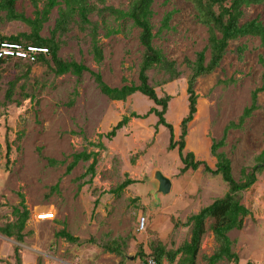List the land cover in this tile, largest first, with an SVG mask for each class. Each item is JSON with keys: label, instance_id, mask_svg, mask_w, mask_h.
Listing matches in <instances>:
<instances>
[{"label": "rangeland", "instance_id": "obj_1", "mask_svg": "<svg viewBox=\"0 0 264 264\" xmlns=\"http://www.w3.org/2000/svg\"><path fill=\"white\" fill-rule=\"evenodd\" d=\"M38 1L42 10L47 0ZM130 3V0H105L103 5L96 4L100 9L127 11ZM17 11L35 18L32 0H19ZM153 12L154 46L176 62L181 75L172 82H167V76L159 70L148 75L160 98H172L166 119L173 125L178 141L181 122L189 111L187 88L191 70L185 60L195 61L196 55L206 49L209 34L197 22L192 0H156ZM168 15L171 16L168 28L163 29ZM58 18L59 8H55L44 25L42 37H51ZM253 19L264 24V4L245 9L243 22ZM90 20L101 25L103 61L94 60L88 31L74 23L65 35L57 38L61 46L58 56L101 74L111 88L138 85L144 54L140 30L131 21H117L113 16L102 18L95 13ZM105 23L119 33L106 37ZM30 33L28 25L9 22L6 13H0V37ZM241 47L245 49L242 55L238 52ZM206 56L208 59L209 51ZM261 57L264 47L258 38L230 42L218 69L196 83L197 113L189 124L186 152L194 153L213 169L216 159L211 155L212 142L222 139L230 123H238L252 106L254 93L261 88ZM46 58L52 65L50 56ZM4 60L0 65V229L17 221L14 210L20 205L19 194L24 195L30 218L22 243L0 231V264H17L16 248L21 264H146L149 257L142 259L139 252L143 249L149 255L153 242L162 241L173 251L190 242L192 228L181 224L226 195L228 186L222 178L202 169L181 174L183 164L178 150L168 149L170 132L163 126L156 132L158 118L154 115L146 120L131 119L112 141L100 139L124 117L132 113L145 115L156 107L153 102L140 93L125 102L111 101L88 72L80 77L56 76L43 62ZM13 83V98L8 101ZM263 150L264 92H260L252 115L242 128L228 132L226 146L219 152L230 159L234 179L240 181L243 169L253 167ZM83 152L98 154L91 183H87L91 175H84L93 159L80 162L66 175L73 155ZM157 170L172 181L170 194L159 196L158 202L153 196L157 189L153 174ZM126 179L136 183L120 196L110 193ZM55 186L59 189L54 192ZM242 204L251 215L245 219L242 230L232 231L233 247L240 264H264V173L243 193ZM44 212H52L56 217L39 220L38 216ZM143 218L146 225L142 231ZM212 224L213 220L206 223L196 264H208L207 258L219 247ZM62 230L79 241L72 243L58 238ZM121 240L126 242L125 258L105 250L115 241L122 245ZM180 259L174 264H182ZM218 264L235 263L224 260Z\"/></svg>", "mask_w": 264, "mask_h": 264}, {"label": "trees", "instance_id": "obj_2", "mask_svg": "<svg viewBox=\"0 0 264 264\" xmlns=\"http://www.w3.org/2000/svg\"><path fill=\"white\" fill-rule=\"evenodd\" d=\"M47 0L44 8L39 9V1L32 0V5L35 8V18L31 19L23 13L17 11L19 0H0V13H6V19L9 22L18 21L28 25L31 28L30 34H20L16 37L9 38L0 37V42L7 41L11 43L22 44L24 46H36L49 50V56L52 65L47 60L46 56H40L37 62H43L49 65L50 70L56 76H63L66 74H73L75 76H82L88 72L94 78L99 90L103 95L108 97L111 101L125 102L128 98L135 94H142L154 103L156 107L151 108L145 115H138L132 113L129 117H124L113 129L101 135L100 139L106 138L112 141L117 137L119 131L127 127L131 119L146 120L154 115L158 118L156 124V132L158 128L163 126L170 132L169 147L170 151L178 150L180 160L183 164L181 174L189 171L203 170L204 173L210 174L214 177L220 176L224 183L228 186V192L220 199L214 201L211 205L201 209L199 213L189 217L183 227H191V240L184 243L179 249L173 251L168 250L162 241H155L150 246V254L147 255L144 250H140L139 257L142 259H153L157 264H174L180 257L182 264H196V259L200 250L201 242L206 234V223L208 220H213L211 230L214 235L215 241L219 247L213 256L207 258L208 264H218L224 260L240 264L239 256L233 252L234 242L229 238V233L234 230H242L244 227L245 219L251 215V212L242 204L243 193L251 189L258 177L264 173V150L258 156L255 164L251 168H245L242 171V178L236 181L233 176V169L230 159L223 152H219L226 146V139L228 132L233 129H239L244 126L247 119L252 115L256 109L258 93L264 92V57L260 58L262 66L261 88L253 95L252 106L245 110L243 116L239 119L238 123H230L225 131L222 139L213 141L211 146V155L216 159L215 168H211L205 161L198 160L194 153L186 152V138L188 136L189 124L194 120L197 113L198 95L195 87L197 81L207 75L215 72L220 66L230 42L239 39L251 37L258 38L261 46L264 47V24L259 19H253L243 22L244 11L246 8L252 6H259L264 4V0H192L197 22L207 28L209 38L206 49L196 55L194 62L185 60V64L191 70L188 79V102L189 111L188 115L181 122V135L179 140H176L175 129L170 124L166 115L171 101L170 96L160 98L154 87L150 84L149 72L152 70H159L167 76V82H172L178 79L181 73L177 69L175 61L169 60L160 49L154 46V28L152 25V18L154 16L153 5L156 0H130V6L127 11H121L112 7L100 9L98 4H104L105 0ZM55 8H59V18L56 21L55 28L51 32V37L44 38L41 36L44 25L49 21L50 14ZM97 13L104 18L106 15L113 16L117 21L129 20L133 26L140 30L139 41L144 49V54L139 70V84L124 85L120 88H111L103 80L99 73L91 72L83 64L75 61H64L58 54L60 51V43L58 36L65 35L70 27L74 24L80 26L83 31H88L91 39V53L97 63H101L104 59L103 49L100 42V29L101 25L98 22L90 20V16ZM76 18L79 20L76 21ZM171 16L168 15L163 21L162 28H168ZM106 29V37H111L119 33L118 30L104 24ZM209 51V58L207 59L206 53ZM240 55L245 52L244 47L238 49ZM3 60L0 65L4 62ZM1 79V75H0ZM15 84L7 94V100L12 101L13 89ZM160 108V109H158ZM103 148L102 145H98ZM11 154L10 146L7 147V160ZM98 154H88L87 152L74 154L72 162L68 165L66 175H70L80 162H88L93 159L92 165L89 167L88 172L84 175H91V179L87 183H91L96 173ZM49 163L54 161L48 160ZM136 182L131 179H126L117 188L110 193L120 196L126 189L134 185ZM59 186L52 188V191H58ZM81 189V188H80ZM20 205L19 208L14 210L17 221L8 224L1 228V233L8 238H15L17 242H23L25 235L24 231L27 222L30 218V211L26 205V200L23 194H19ZM98 202H96V206ZM177 228V226H176ZM58 238L65 239L72 243H77L78 238L73 237L66 230H62L57 234ZM113 242L105 248L108 253L116 254L125 258L126 252L125 240ZM16 262L21 264L19 256V249L15 250ZM147 259V260H148ZM120 264H123L121 262Z\"/></svg>", "mask_w": 264, "mask_h": 264}, {"label": "built area", "instance_id": "obj_3", "mask_svg": "<svg viewBox=\"0 0 264 264\" xmlns=\"http://www.w3.org/2000/svg\"><path fill=\"white\" fill-rule=\"evenodd\" d=\"M49 50L46 48L35 47V46H23L17 43L11 42H1L0 43V60L13 58L16 60L27 61L31 63L37 62L40 56H47ZM39 220H53L55 214L52 212H44L39 215ZM146 225V220L143 218L140 220V230H144ZM146 264H156L154 260H149Z\"/></svg>", "mask_w": 264, "mask_h": 264}, {"label": "water", "instance_id": "obj_4", "mask_svg": "<svg viewBox=\"0 0 264 264\" xmlns=\"http://www.w3.org/2000/svg\"><path fill=\"white\" fill-rule=\"evenodd\" d=\"M153 181L157 184V189L153 192V196L158 202L159 196H166L170 194L172 190V181L165 177L159 170L154 172Z\"/></svg>", "mask_w": 264, "mask_h": 264}, {"label": "crops", "instance_id": "obj_5", "mask_svg": "<svg viewBox=\"0 0 264 264\" xmlns=\"http://www.w3.org/2000/svg\"><path fill=\"white\" fill-rule=\"evenodd\" d=\"M55 217H56V215H55ZM38 221V220H37ZM41 222V221H40ZM42 222H46V221H42ZM235 232V231H234ZM236 232H239V230H237ZM233 232H231L230 234H229V238L231 239V241H233L234 243H235V241L231 238V234H232ZM234 246V245H233ZM233 252H235L237 255H238V253H237V251H236V249L233 247ZM239 256V255H238Z\"/></svg>", "mask_w": 264, "mask_h": 264}, {"label": "bare ground", "instance_id": "obj_6", "mask_svg": "<svg viewBox=\"0 0 264 264\" xmlns=\"http://www.w3.org/2000/svg\"><path fill=\"white\" fill-rule=\"evenodd\" d=\"M3 42H4V41H3ZM0 43H1V42H0ZM21 45H22V44H21ZM23 46H24V45H23ZM27 47H28V46H27ZM35 47H36V46H35ZM41 48H42V47H41ZM48 55H49V54H48ZM149 260H153V259H149ZM149 260H148V261H149ZM156 264H157V263H156Z\"/></svg>", "mask_w": 264, "mask_h": 264}]
</instances>
